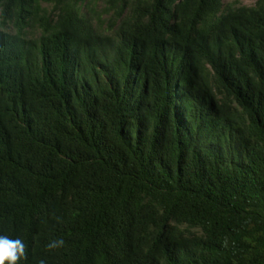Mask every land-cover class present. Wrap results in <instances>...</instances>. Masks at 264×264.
<instances>
[{
    "label": "trees",
    "instance_id": "1",
    "mask_svg": "<svg viewBox=\"0 0 264 264\" xmlns=\"http://www.w3.org/2000/svg\"><path fill=\"white\" fill-rule=\"evenodd\" d=\"M91 6L0 0L19 264H264V0Z\"/></svg>",
    "mask_w": 264,
    "mask_h": 264
},
{
    "label": "clouds",
    "instance_id": "2",
    "mask_svg": "<svg viewBox=\"0 0 264 264\" xmlns=\"http://www.w3.org/2000/svg\"><path fill=\"white\" fill-rule=\"evenodd\" d=\"M64 245L63 239L53 241L49 248H59ZM26 256V245L20 238H11L0 234V264H19Z\"/></svg>",
    "mask_w": 264,
    "mask_h": 264
},
{
    "label": "rangeland",
    "instance_id": "3",
    "mask_svg": "<svg viewBox=\"0 0 264 264\" xmlns=\"http://www.w3.org/2000/svg\"><path fill=\"white\" fill-rule=\"evenodd\" d=\"M92 6V11H96L98 14H103V17L106 16L108 10L105 8L106 0H90ZM255 0H225L227 4H244L252 5Z\"/></svg>",
    "mask_w": 264,
    "mask_h": 264
}]
</instances>
